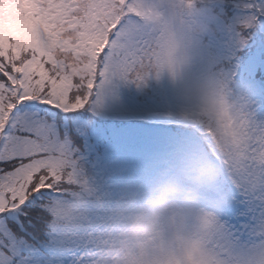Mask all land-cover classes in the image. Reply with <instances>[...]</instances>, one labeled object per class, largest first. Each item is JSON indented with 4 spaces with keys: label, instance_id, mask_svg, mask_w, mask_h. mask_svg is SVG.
I'll list each match as a JSON object with an SVG mask.
<instances>
[{
    "label": "snow or ice",
    "instance_id": "snow-or-ice-1",
    "mask_svg": "<svg viewBox=\"0 0 264 264\" xmlns=\"http://www.w3.org/2000/svg\"><path fill=\"white\" fill-rule=\"evenodd\" d=\"M192 0H0V264H93L116 231L118 198L85 174L78 149L87 115L113 80L141 87L158 79L164 41L173 39ZM217 31L200 43L201 60L185 86L203 74L255 103L243 145L223 148L212 125L179 112L193 130L171 174L209 162L222 182L200 198L218 219L194 264H230L264 247V0H209ZM171 63V60L167 62ZM170 174V175H171ZM69 196L81 206L72 228L50 222ZM139 202V201H138ZM197 209L189 214L191 229Z\"/></svg>",
    "mask_w": 264,
    "mask_h": 264
},
{
    "label": "clouds",
    "instance_id": "clouds-1",
    "mask_svg": "<svg viewBox=\"0 0 264 264\" xmlns=\"http://www.w3.org/2000/svg\"><path fill=\"white\" fill-rule=\"evenodd\" d=\"M173 39L164 41L159 59L166 63L155 81H164L177 89L179 112L196 114L199 121L212 125L213 138L222 149L240 148L248 134L245 117L255 103L250 93L232 99L211 74H203L194 84L185 86L192 68L200 62V43L214 34L209 0H192ZM171 60V63L167 62ZM264 163V149L257 158ZM222 182L221 169L209 162L192 163L188 171L164 175L147 189L137 188L122 194L110 217L116 231L108 246L98 251L93 264H194L202 259V239L218 219L217 211L199 205L200 198L213 185ZM139 201V202H138ZM197 209L192 220L189 214ZM81 216L80 203L69 196L50 212V222L60 228L74 227ZM230 264H264V247H257L250 258L237 252Z\"/></svg>",
    "mask_w": 264,
    "mask_h": 264
},
{
    "label": "rangeland",
    "instance_id": "rangeland-1",
    "mask_svg": "<svg viewBox=\"0 0 264 264\" xmlns=\"http://www.w3.org/2000/svg\"><path fill=\"white\" fill-rule=\"evenodd\" d=\"M120 85L121 93L112 88V83L104 86L103 93H108L101 98L107 103L102 116L122 119L137 115L176 122L180 102L174 86L153 79L141 87L122 81ZM84 125L78 133L84 141L83 147L82 142L78 144L79 163L89 179L112 198L134 192L138 187L147 189L166 175L160 174L177 166L180 148L193 134L183 124L166 125V131L139 127L128 131L103 130L85 121ZM177 127L180 128L175 130Z\"/></svg>",
    "mask_w": 264,
    "mask_h": 264
}]
</instances>
